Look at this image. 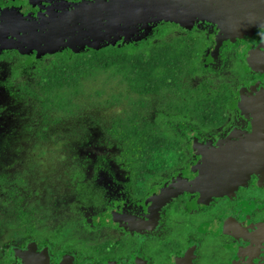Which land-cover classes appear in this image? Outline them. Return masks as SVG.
Returning <instances> with one entry per match:
<instances>
[{
	"label": "flooded vegetation",
	"instance_id": "flooded-vegetation-1",
	"mask_svg": "<svg viewBox=\"0 0 264 264\" xmlns=\"http://www.w3.org/2000/svg\"><path fill=\"white\" fill-rule=\"evenodd\" d=\"M246 16L255 25L244 28ZM142 26L136 40L104 44ZM165 27L169 36L149 39ZM139 42L186 48L192 66L179 87L135 96L126 114L147 117L135 106L155 107L144 121L161 123L164 161L122 162L105 132L113 161L100 153L90 164L61 165L73 172L38 181L43 188L28 180L29 201L28 188L20 191L26 179L0 174V200L20 197L31 223L0 227L10 233L0 239V264H264V0H0V92L29 117L25 105L40 103L38 72L51 59ZM191 100L193 112L176 114ZM200 103L211 115L197 114ZM211 159H244L247 169L212 164L202 179Z\"/></svg>",
	"mask_w": 264,
	"mask_h": 264
},
{
	"label": "trees",
	"instance_id": "trees-1",
	"mask_svg": "<svg viewBox=\"0 0 264 264\" xmlns=\"http://www.w3.org/2000/svg\"><path fill=\"white\" fill-rule=\"evenodd\" d=\"M185 52L186 48H178L172 43L161 45L139 42L118 48L90 50L72 57L59 56L39 69L40 88H37L35 94L42 110L44 111L46 107L51 111L55 110L57 113L54 116L59 118L75 114V109L80 105V102H75V98L80 94L85 78L91 79L92 76L94 78L98 72L107 74L105 80L112 79L119 92L124 84L122 89L125 92L138 95L156 92L162 86L179 87L182 78L188 76L185 75L187 71H192L190 59ZM186 92L187 89L184 93ZM93 93L98 95L99 92L93 90ZM193 103L194 100L185 101L174 107L176 114L188 115L193 112ZM207 104L200 103L196 106L197 114L211 115L208 114ZM211 107L215 106L212 104ZM159 124L161 123L156 117L143 122L129 115L112 120L110 126L105 128V132L115 139L120 147L117 159L133 163L163 162L165 155L161 153V148L166 144L160 140ZM77 131L81 133L80 130ZM108 143L112 144L109 140ZM20 201V197L14 199L12 203L7 197L0 200V227H27L31 224L28 218L30 211L22 210L19 206ZM13 214L17 215L16 219L10 217ZM9 234L6 229L0 230V239L1 236L7 238Z\"/></svg>",
	"mask_w": 264,
	"mask_h": 264
},
{
	"label": "rangeland",
	"instance_id": "rangeland-1",
	"mask_svg": "<svg viewBox=\"0 0 264 264\" xmlns=\"http://www.w3.org/2000/svg\"><path fill=\"white\" fill-rule=\"evenodd\" d=\"M151 24H155V21L148 23V25ZM144 28L145 26H142L139 31L127 33L121 39L104 44L119 45L120 43L136 40L143 34V31H146ZM171 29V27L160 28L149 39H152L155 35L160 36L157 40H160L161 36H169ZM40 64L41 61L36 66ZM95 75L94 78L93 76L90 77L91 79L85 78L80 94L76 98L73 97L75 102H80L78 108L75 109V114L63 115L59 118L54 116L57 113L55 110L51 111L46 107L43 111L36 100H33L32 104L25 105V109H29V117H26L25 114L19 113L21 109L16 107L17 104L8 99L7 91L0 92L1 106L11 102V107L7 111L6 109L0 111V174L6 173L7 178L11 179L18 176L26 179L25 184H21L23 185L22 188L20 185V191L25 189L24 186L28 188L22 191V194H24L22 200L29 201L27 197L31 187L43 188L42 186L39 187V185L44 184L38 182L40 180L49 179L53 183L55 181L59 183L62 180L61 178L69 177L73 170L61 169L65 168L61 165L76 163L79 160H81V163L90 164V159L92 162L96 155L100 153L105 155L106 158L114 160L113 155L117 150L113 144L108 143L105 128L110 126L112 118L118 115L126 116L129 112L131 113L134 101L139 97L134 98L138 94H131L132 98L126 99L122 95V92H124L122 86L125 84L120 88L122 92H119V89L113 85L112 79L105 80L107 74L98 72ZM93 90H97L98 95L93 93ZM17 97L19 99L23 98L20 90H18ZM135 108L138 112H147L146 114H148L147 117L144 115L136 117L140 122H143L146 118L154 117L156 113L153 106H148L146 109L139 106H135ZM24 112L27 111L24 110ZM57 119L58 121H56ZM44 124L47 127L46 131L43 135H40L42 133L40 127ZM28 125L31 127L30 131H28V127L26 128ZM77 130H80L81 133L79 134ZM74 158H77V160ZM73 160L74 162H72ZM115 162L118 161L115 159ZM63 172L67 173L68 176L63 177ZM28 180L31 181L30 188V184H27ZM9 185L13 184H6V186ZM87 186V183L79 184L80 189ZM5 189V186L2 189L0 188V194L5 192ZM93 191L94 187L92 186L83 192L81 198L86 200L87 196ZM12 219H14V216Z\"/></svg>",
	"mask_w": 264,
	"mask_h": 264
},
{
	"label": "water",
	"instance_id": "water-1",
	"mask_svg": "<svg viewBox=\"0 0 264 264\" xmlns=\"http://www.w3.org/2000/svg\"><path fill=\"white\" fill-rule=\"evenodd\" d=\"M236 16H239V15L237 14ZM229 18H231V17H229ZM244 21H247V24L244 26V28H249V27H252L253 25H255L254 18H252V17L246 16L244 18ZM211 161H212V159L206 161V164L203 166L204 172H203L202 179L210 178V175L212 173L211 169L214 167L212 164H214V165L219 164L220 172L221 171L229 172L231 170V167L236 166L238 164L241 166V168H243L244 171H245V169H247L246 168V161L244 159H243V161L241 159H237V160H233V161H225L222 159V161H217L216 163L211 162ZM223 176H224V174H223Z\"/></svg>",
	"mask_w": 264,
	"mask_h": 264
}]
</instances>
